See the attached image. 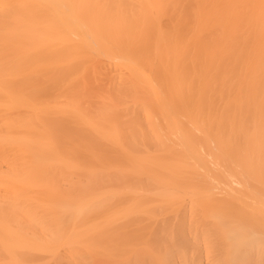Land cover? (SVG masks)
<instances>
[{
    "label": "bare ground",
    "instance_id": "bare-ground-1",
    "mask_svg": "<svg viewBox=\"0 0 264 264\" xmlns=\"http://www.w3.org/2000/svg\"><path fill=\"white\" fill-rule=\"evenodd\" d=\"M0 264H264V0H0Z\"/></svg>",
    "mask_w": 264,
    "mask_h": 264
}]
</instances>
